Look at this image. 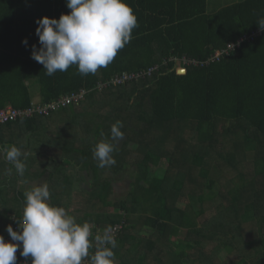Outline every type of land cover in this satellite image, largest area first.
I'll list each match as a JSON object with an SVG mask.
<instances>
[{
    "label": "trees",
    "instance_id": "trees-1",
    "mask_svg": "<svg viewBox=\"0 0 264 264\" xmlns=\"http://www.w3.org/2000/svg\"><path fill=\"white\" fill-rule=\"evenodd\" d=\"M125 2L138 27L107 67L81 76L73 65L48 76L31 57L32 45L40 47L36 21L70 13L66 0H0V109L25 110L35 98L50 103L85 91L79 103L59 110L68 124L64 131L51 129L49 117L40 115L0 125V235L10 242L6 228L20 231L23 216L19 176L7 185L1 172L6 166L11 174L14 165L5 152L16 146L41 156L38 178L50 175V204L66 208L78 223L93 224L96 235L112 228L114 264H264V29L215 57L261 28L264 0H243L213 14L208 0ZM156 65L151 75L112 82ZM117 121L122 146L111 139ZM75 122L92 129L95 139L84 147L93 137L83 135L73 152L67 142ZM40 136L43 149L48 147L43 154L31 147ZM101 141L115 145L114 164L100 167L94 158ZM57 146L68 151L61 166L53 153ZM219 166L234 174L229 182L221 181ZM78 167L94 174V187L81 200L73 176ZM131 170H136L131 188L115 201L114 180ZM73 201L80 208L72 210ZM98 247L91 246L82 262L92 264ZM21 250L16 264H31Z\"/></svg>",
    "mask_w": 264,
    "mask_h": 264
},
{
    "label": "clouds",
    "instance_id": "clouds-1",
    "mask_svg": "<svg viewBox=\"0 0 264 264\" xmlns=\"http://www.w3.org/2000/svg\"><path fill=\"white\" fill-rule=\"evenodd\" d=\"M66 6L70 13L61 14L59 19L45 16L36 21L40 47L32 45L31 57L44 66L48 76L73 65L81 76L95 74L114 60L138 27L134 10L125 0H66ZM259 26L264 29V20ZM22 43L27 46V38ZM121 127L120 121L112 126L113 141L124 139ZM114 149L115 145L107 141L96 144L93 154L100 167L115 163ZM21 156L16 146L5 152V158L22 176L26 166ZM49 200L47 184L32 186L25 192L20 231L7 226L10 242L0 235V264H16L18 249H22V257H31V264H82L88 257L94 225L78 223L66 208L52 205ZM112 231L108 227L103 235L95 236L99 247L91 257L92 264H114L113 249L117 245Z\"/></svg>",
    "mask_w": 264,
    "mask_h": 264
},
{
    "label": "rangeland",
    "instance_id": "rangeland-1",
    "mask_svg": "<svg viewBox=\"0 0 264 264\" xmlns=\"http://www.w3.org/2000/svg\"><path fill=\"white\" fill-rule=\"evenodd\" d=\"M241 1H243V0H208V13L209 14H213L216 11L220 10L222 7H226L228 5H231V4H234V3H237V2H241ZM40 102H41V100H39L37 98H35L34 101H33V103L35 105H42V104H40ZM58 111L59 110L53 111L49 116H47V117H49L48 118V124L51 127V129H53V130L57 127V129H59L61 131H64L67 128L68 124L65 122V119H64L63 115L60 114L61 111H59V112ZM53 115H54V117H52ZM79 122L82 123L81 120ZM60 123H62V126L60 125ZM63 124L66 125V126L63 127ZM72 127L75 128V130H73V131H71V133H69L70 134L69 138L71 139V141L67 142V143H68V145H71V150L73 152H76L74 150V148H76L74 146L75 145V141H77L78 139L82 138L83 135L90 136V137H93V135H92V129L84 130L86 127L83 124H82V126H80L78 124V122H75L74 125H72ZM59 130L55 131L56 135H57V133L60 132ZM43 132H46V130H44ZM55 132H54V135H55ZM42 135L46 136L44 133H42ZM61 137L64 138V135H62ZM65 137H68V135L65 136ZM94 139H95V137H93L92 139H89L87 141V143L83 142L82 145L84 147H89L93 143ZM31 143L33 144V146H31V147H34L37 150H41V154H43L44 151L48 150V147L47 148L45 147V149H43V137L42 136L38 137V139L35 140V141L33 139L31 141ZM60 144L62 146H65L66 143L65 144L60 143ZM118 144L120 146H122L120 141L118 142ZM63 149L64 148H61V147H58V146L53 148V150H54L53 153L56 154L54 156L59 157V158H57L59 166H61L67 160V156L66 155H68V151H63ZM25 152L22 153L23 157L21 158L25 162V163L24 162L23 163L26 166L25 167V172H27V173L25 175L21 176L20 174H18L16 169H15V167L12 168L11 174H7L5 172L6 166L5 167L2 166V170H1V172L5 175L3 177V179L6 180L7 185H9L10 183H13L15 181L14 180V176L15 177L19 176L18 185L16 187V191H23L24 195H25V192L27 190H30L32 186L41 185V184H47L49 186L50 183H51L50 181H48V177L50 176L48 174L38 178V176L41 175V173H40V167L41 166L39 164L41 156L35 158V156H34L35 151L33 149H30V151L29 150H25ZM36 152H38V151H36ZM33 159H34V161H33L34 163L30 164V162ZM134 163H136V159H134ZM3 165H6V163L3 164ZM72 166H74V163H72ZM219 167L222 170V171L220 170L222 172V180L221 181H223L224 183L229 182V180L234 176V174L230 170L225 171V168H223L222 166H219ZM46 172L49 173V174H52V173L53 174H57V172L52 171V170H47ZM164 172H165V168H164V166L162 164V167L160 169H158L157 174L159 176H163ZM135 173H136V170L135 171H133V170L126 171L124 174L118 175L116 177V179L114 180V194H113V199L115 201L116 200L119 201V200L124 199V197L127 194L128 190L132 186L133 180L135 179ZM73 176L76 178V180H75V189L79 190V191H77L76 195H78L77 198L79 200H81L83 196H86L85 195V190H91L94 187L91 184V182L93 181L94 174H93V171L88 172L85 168H83V167L79 168L78 167V168H76L74 170ZM56 182H58L57 179H55V183ZM21 203H22V201L18 202L17 205L19 206V204H21ZM72 203L74 204L71 207L72 210H76V209L80 208V205L76 201H73ZM19 207L24 209L25 203H23L22 206H19ZM247 229L251 230L249 228H247ZM253 229H254V231H256L255 227H253ZM92 233H93V235L90 238V240H91L92 246H95V244H97V242L95 240L94 235L96 236V234L94 232H92ZM256 235H257V233H256ZM251 236H255V235L251 234ZM94 240H95V242H94ZM82 264H85V263L82 262Z\"/></svg>",
    "mask_w": 264,
    "mask_h": 264
},
{
    "label": "built area",
    "instance_id": "built-area-1",
    "mask_svg": "<svg viewBox=\"0 0 264 264\" xmlns=\"http://www.w3.org/2000/svg\"><path fill=\"white\" fill-rule=\"evenodd\" d=\"M263 29L260 28L257 31L253 32L251 35L245 36L241 38L238 42L232 43L228 45L227 48L222 49L220 51L215 52V57L219 58L222 55L229 54L231 50L236 49L238 46L241 45V43L251 40L252 38L254 39L258 34L262 33ZM185 63L188 64H198L197 61L194 60H188V58L184 57L182 58ZM178 61L177 59H175ZM159 66L156 65L152 67L148 72H139V73H125L122 76H115V78L112 80L113 83L117 85H123L129 81L137 80L139 78L145 77L146 74L151 75L152 72L155 70H158ZM85 91L82 90L81 94H73L71 96L61 98L59 100L50 102V103H40L42 105H35L34 103L28 107L25 110L13 108V107H7L5 109H0V125L1 124H7L10 122H17L18 120H21L23 118H33L36 115L40 116H49L53 111L60 110L61 108L66 107L69 104L78 102L79 100L84 97Z\"/></svg>",
    "mask_w": 264,
    "mask_h": 264
}]
</instances>
